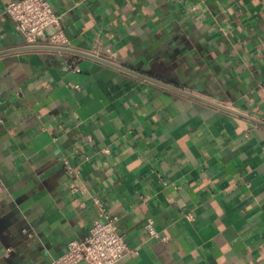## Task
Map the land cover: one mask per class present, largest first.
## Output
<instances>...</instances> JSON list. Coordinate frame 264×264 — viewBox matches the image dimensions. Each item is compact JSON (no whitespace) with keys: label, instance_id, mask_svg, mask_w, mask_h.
I'll return each mask as SVG.
<instances>
[{"label":"crops","instance_id":"1","mask_svg":"<svg viewBox=\"0 0 264 264\" xmlns=\"http://www.w3.org/2000/svg\"><path fill=\"white\" fill-rule=\"evenodd\" d=\"M13 1L0 0V264L62 255L88 234L94 195L139 248L118 264H264V125L89 58L19 51ZM49 1L72 49L96 43L264 122V0Z\"/></svg>","mask_w":264,"mask_h":264},{"label":"built area","instance_id":"2","mask_svg":"<svg viewBox=\"0 0 264 264\" xmlns=\"http://www.w3.org/2000/svg\"><path fill=\"white\" fill-rule=\"evenodd\" d=\"M6 13L27 45H51L72 49L64 28L65 14L56 11L49 0H16L6 6ZM241 16L242 13H239L237 20H241ZM84 52L116 62L115 54L111 50L102 51L96 43L91 50ZM75 71L81 72L79 67H75ZM259 90L264 113V81ZM65 164L69 172L78 173L77 168L71 167L69 161H65ZM82 190L80 184L71 185L73 193ZM92 202L97 208V216L88 234L81 240L70 241L64 253L49 264H118L125 256L135 258L139 255V248L131 247L126 236L119 232V216L107 211L101 196H92ZM144 228L151 237L159 236L154 220H148Z\"/></svg>","mask_w":264,"mask_h":264},{"label":"water","instance_id":"3","mask_svg":"<svg viewBox=\"0 0 264 264\" xmlns=\"http://www.w3.org/2000/svg\"><path fill=\"white\" fill-rule=\"evenodd\" d=\"M18 50L19 51L20 50L52 51V52H59V53L75 54V55H78V56L89 58L91 60H95V61H97L99 63H102L104 65H107V66H110L112 68H115V69H117L119 71H122V72H124L126 74H129L131 76H134V77H137V78L142 79L144 81L156 84V85H158V86H160L162 88H165V89L171 90L173 92H177V93L189 96V97L194 98L196 100H199L201 102H204V103H207V104H211L213 106H216V107L221 108L223 110H226L228 112L236 114V115H238L240 117H243V118H246L248 120H251V121H254V122H257L259 124H263L264 125L263 121L255 119L252 116L244 114V113H242L240 111H237V110H235L233 108L226 107V106L214 103V102H212V101H210L208 99L202 98V97H200L198 95H195V94H193V93H191L189 91H186V90H184V89H182V88H180L178 86H175L173 84L165 82V81H163L161 79H158V78L143 74V73L138 72V71H136V70H134V69H132V68H130L128 66H125V65H123L121 63L113 62V61H110L108 59L96 56V55L88 53V52L75 50V49H70V48H62V47H57V46H51V45H27L26 47L19 48Z\"/></svg>","mask_w":264,"mask_h":264}]
</instances>
